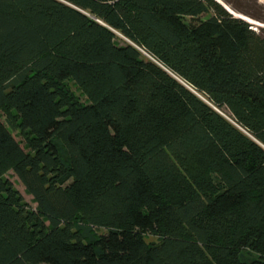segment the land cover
Masks as SVG:
<instances>
[{"label": "trees", "instance_id": "trees-1", "mask_svg": "<svg viewBox=\"0 0 264 264\" xmlns=\"http://www.w3.org/2000/svg\"><path fill=\"white\" fill-rule=\"evenodd\" d=\"M261 2L0 0V264H264Z\"/></svg>", "mask_w": 264, "mask_h": 264}, {"label": "rangeland", "instance_id": "rangeland-1", "mask_svg": "<svg viewBox=\"0 0 264 264\" xmlns=\"http://www.w3.org/2000/svg\"><path fill=\"white\" fill-rule=\"evenodd\" d=\"M262 4H264V0H262L261 2ZM234 17L236 18H241L239 15L237 14H233ZM244 20H246L250 25H252L253 29H260V28H264V24H260V23H257L255 21H252V20H249V19H246V18H243ZM120 37V36H118ZM119 44L120 41H119ZM146 56V55H145ZM70 85V88L71 90L81 99V101H84L85 99L83 97L80 96L79 92L75 89V87L72 85V84H69ZM2 121H5V116L2 115ZM13 136L15 137V139L18 141H21L23 143V140L21 138V136L19 135V133L17 131H13ZM7 178V180L10 181V183L12 184V186L18 191V193L21 195V197L23 198V200L25 201V203L31 208V209H35V204L31 198V196L27 195L23 186L21 185V183L18 181V179L13 175L12 172H9L7 173V175L5 176ZM103 230H99L98 233H102ZM148 241H157L158 240V237L155 236L154 234H147L146 235Z\"/></svg>", "mask_w": 264, "mask_h": 264}]
</instances>
